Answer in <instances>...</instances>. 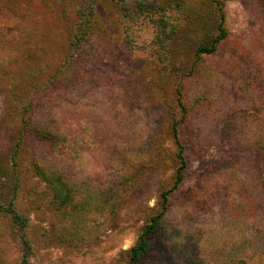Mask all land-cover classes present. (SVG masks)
Instances as JSON below:
<instances>
[{"label":"rangeland","instance_id":"rangeland-1","mask_svg":"<svg viewBox=\"0 0 264 264\" xmlns=\"http://www.w3.org/2000/svg\"><path fill=\"white\" fill-rule=\"evenodd\" d=\"M0 0V264H264V0ZM40 166L59 181L37 172Z\"/></svg>","mask_w":264,"mask_h":264},{"label":"trees","instance_id":"trees-1","mask_svg":"<svg viewBox=\"0 0 264 264\" xmlns=\"http://www.w3.org/2000/svg\"><path fill=\"white\" fill-rule=\"evenodd\" d=\"M214 2L216 4L215 14L217 16V24H216L217 34L212 39V42L210 45L201 46L199 48V53H212V52H214L216 50V44L227 36V30H226V27L224 24L225 23V13L223 10V4H222L221 0H214ZM172 129H173V133H174L175 142L177 143V157L179 158L180 164L177 168L176 179H175L173 186L170 189L164 191L162 194L164 210L166 209L168 194L171 191H173V189L178 187V185L183 181L184 169L187 166V159L185 156V148H184L182 141H181V138H180L177 121L173 122ZM37 172L42 178L49 180L51 183H53L54 188L58 193L61 192L62 187H61L59 181H57L55 178L48 176L47 173L39 165L37 166ZM0 210H3L6 213H8L14 221H16L20 224L22 229H24L26 227L27 218L25 216H23L21 213H19L18 210L13 206L12 203L8 206H3L0 203ZM164 210H162L161 212H159L158 214L154 215L151 218V222L146 226L144 231L141 233L137 243L131 247L130 259L126 264H134L137 260H139L141 255L147 251L148 246H149V237L152 234V232L154 231V229L156 228L159 220L161 219V217L164 213ZM20 241H21L22 246L25 249V252H24L23 258H22V263L23 264H31V260L29 258L30 253H31V242H30L29 238L26 236V233L24 231H22L20 234Z\"/></svg>","mask_w":264,"mask_h":264}]
</instances>
